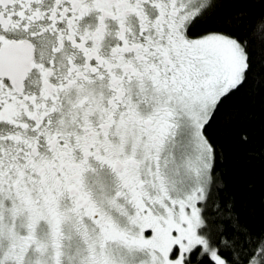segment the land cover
<instances>
[{
	"label": "snow or ice",
	"instance_id": "snow-or-ice-1",
	"mask_svg": "<svg viewBox=\"0 0 264 264\" xmlns=\"http://www.w3.org/2000/svg\"><path fill=\"white\" fill-rule=\"evenodd\" d=\"M238 95L249 0H0V264H264L210 132Z\"/></svg>",
	"mask_w": 264,
	"mask_h": 264
},
{
	"label": "trees",
	"instance_id": "trees-1",
	"mask_svg": "<svg viewBox=\"0 0 264 264\" xmlns=\"http://www.w3.org/2000/svg\"><path fill=\"white\" fill-rule=\"evenodd\" d=\"M253 8L264 10L260 0H249ZM240 119L228 127H213L210 132L223 151L219 168L228 191L241 208L251 214L255 227L264 224V97L238 95L232 101ZM249 137L245 144L241 135Z\"/></svg>",
	"mask_w": 264,
	"mask_h": 264
}]
</instances>
